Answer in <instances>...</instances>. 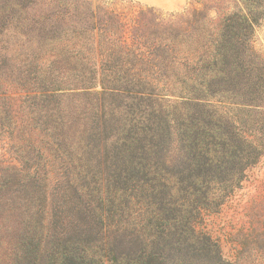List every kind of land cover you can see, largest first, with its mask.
I'll return each mask as SVG.
<instances>
[{
  "label": "trees",
  "instance_id": "trees-1",
  "mask_svg": "<svg viewBox=\"0 0 264 264\" xmlns=\"http://www.w3.org/2000/svg\"><path fill=\"white\" fill-rule=\"evenodd\" d=\"M8 1L0 246L19 261L7 264H223L197 224L264 155L259 16L141 10L130 38L104 40Z\"/></svg>",
  "mask_w": 264,
  "mask_h": 264
},
{
  "label": "rangeland",
  "instance_id": "rangeland-1",
  "mask_svg": "<svg viewBox=\"0 0 264 264\" xmlns=\"http://www.w3.org/2000/svg\"><path fill=\"white\" fill-rule=\"evenodd\" d=\"M23 1L28 16L39 23L83 29L96 26L102 28L97 39L104 40L130 38L135 32V17L141 10L152 12L151 16H157L160 22L169 21L173 15L191 17L201 11L212 24L234 13L252 11L259 16L252 33V46L264 58V0L256 4L243 0H189L187 6L177 12L162 11L130 0ZM11 6L14 5L8 0H0V10ZM41 16H48V19H41ZM120 24L125 25L124 32H120V27L117 31ZM83 36L90 38L86 34ZM198 221L197 229L206 231L217 241L223 264H264V155L257 165L245 172L240 187L215 212L204 214ZM16 256V250L9 245L0 246V264L10 260L17 263Z\"/></svg>",
  "mask_w": 264,
  "mask_h": 264
},
{
  "label": "crops",
  "instance_id": "crops-1",
  "mask_svg": "<svg viewBox=\"0 0 264 264\" xmlns=\"http://www.w3.org/2000/svg\"><path fill=\"white\" fill-rule=\"evenodd\" d=\"M167 12H177L187 6L189 0H130Z\"/></svg>",
  "mask_w": 264,
  "mask_h": 264
}]
</instances>
